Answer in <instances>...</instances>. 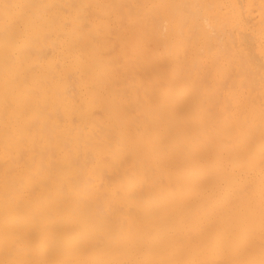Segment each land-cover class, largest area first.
Here are the masks:
<instances>
[{
    "label": "bare ground",
    "instance_id": "bare-ground-1",
    "mask_svg": "<svg viewBox=\"0 0 264 264\" xmlns=\"http://www.w3.org/2000/svg\"><path fill=\"white\" fill-rule=\"evenodd\" d=\"M0 264H264V0H0Z\"/></svg>",
    "mask_w": 264,
    "mask_h": 264
}]
</instances>
